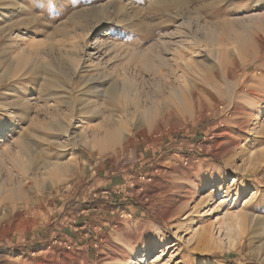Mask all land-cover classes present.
I'll return each mask as SVG.
<instances>
[{"label":"rangeland","instance_id":"rangeland-1","mask_svg":"<svg viewBox=\"0 0 264 264\" xmlns=\"http://www.w3.org/2000/svg\"><path fill=\"white\" fill-rule=\"evenodd\" d=\"M44 1L40 8L39 0H18L31 9L21 17L25 33L33 34L29 41L64 43L85 11L109 3L113 23L100 32L109 43L133 40L145 49L187 38L191 51L179 53H194L192 67L165 53L170 67L146 73L122 120L113 118L112 124L131 129L128 140L101 145V130L98 143L79 140L62 152L56 142L47 152L57 139L47 126L67 112H48L45 106L56 105L44 104L40 77L19 85L32 101L14 125L0 115V129L10 127L0 142V183L10 193L20 188L26 200L0 198V264H264V0H182L184 6L160 7L157 0ZM202 25L224 26L226 42H205ZM228 32L248 44L239 48ZM0 38L1 46L7 37ZM7 85H0V94ZM78 89L75 81L74 101ZM80 125L73 120L69 138ZM26 152L33 168L52 160L64 165V178L41 192L36 185H49L50 175L43 174L50 168L28 177L13 166L25 164ZM223 215H237L247 228L234 249L224 236L221 247L194 237ZM214 236L220 237L216 230Z\"/></svg>","mask_w":264,"mask_h":264},{"label":"bare ground","instance_id":"bare-ground-1","mask_svg":"<svg viewBox=\"0 0 264 264\" xmlns=\"http://www.w3.org/2000/svg\"><path fill=\"white\" fill-rule=\"evenodd\" d=\"M26 1H28L27 3H35V0ZM39 1H41L42 5L40 8H42L45 1ZM158 1L156 4L154 2V6L160 7L161 5L172 4L173 2L184 6V4H181L182 0ZM110 7L108 3L94 7L92 11H83V19L80 16L79 21L74 23L75 29L74 31H69L72 36L67 37L66 42L57 45L46 44L45 46L43 45L44 42L38 41L37 38L29 41V37H33V34L27 35L25 33L28 30L25 27L27 24L23 23L21 17L24 16L26 11L31 10L30 6L18 2V0H0V20L4 23L0 29V35L7 37L5 44L0 46V85L8 82L7 91L0 94V115L7 116L8 122H13L11 123L13 125L20 122L22 118H19V110H27L31 106L32 100L28 99V96L25 97V94L20 92V88L18 87L24 80H30L29 77L34 79V81L40 77L39 82L40 87H42L40 89L42 90V94H46L44 96V104L47 105L51 101L52 104L56 105L45 106L48 112L52 111V114H56V116L61 112V108L67 112L65 119L57 117L56 120L52 119V124L47 126L49 131L55 132L58 136H56V140L48 145V153L54 142L59 145L61 152L63 148L75 146L79 140L87 146H92L95 142L98 143L96 138L101 130L104 131L102 134L104 144L101 145L112 146L114 143H122L128 140L131 129L124 131L121 124L115 125L112 122L113 118L122 120L131 103L130 101L140 89V84H142L145 77L144 75L149 72L157 74L159 70L170 67L168 61L164 58L165 53L171 55L172 61L177 59L184 67L188 69L192 67L188 62H191L194 53L188 54L189 58H183L179 53L180 51H187L188 53L191 51L190 48L193 41L189 42L187 38L184 39L186 40L185 43L180 41L179 37L178 43L173 41L172 43L157 42L152 48L147 47L145 49L142 48L141 43L132 44L133 40L128 44L124 43V45L109 43L106 36L100 32L104 26L113 23L112 17L108 16ZM223 27L216 25L213 27L208 25L200 26L202 39L205 42H209V44L211 41H215L216 44L223 43L224 39L221 37L224 31ZM66 31L67 35L69 32ZM229 34V40L235 41L239 48L243 49V46L248 44L247 38L238 36V34L236 35L233 32ZM227 36L226 38H228ZM63 38L66 40V36H63ZM197 40L199 41L200 39L198 38ZM197 40H195V43L198 42ZM215 43L213 44L216 48ZM235 47L234 53L238 51V48L236 47L237 49H235ZM226 49L225 52L227 51ZM215 59L217 60V55ZM82 73L85 75H82ZM75 81H77V86L79 87L76 101H74L72 95V87ZM75 109L77 111V118H74ZM75 119L81 124V131L71 139L69 138V126ZM96 120H99V122L96 123ZM9 129L10 127H2L0 129V142H2V137L10 132ZM121 131L126 132V135L124 136ZM26 153L25 164L13 162V166L19 169L22 176L38 175L39 173L37 174V172L40 170L50 168L49 172L43 174V176L48 175V177L50 175L49 185L45 188L42 186L43 182L41 183L42 185L40 183V185H36L41 192L46 191V189H52L64 178V176L63 178H59L60 173L65 168L58 161L52 160L45 167L33 168L32 156H30L29 152ZM3 154L0 152V168L5 163ZM11 157L13 155L9 158ZM51 157L53 159L55 156L51 155ZM71 173V171H67L65 175ZM20 190V188L16 187L12 190L14 192L10 193L11 191H9L8 187L0 183V198L3 197L11 203L13 201H25L26 198ZM213 211L214 209H212L211 213ZM246 229L237 215H223L222 218H218L208 224L207 227H203L199 231L196 230L193 235L200 242L216 247L223 245L224 238L227 241L229 249H234L238 238L247 233ZM215 230L220 237L216 238L214 236ZM221 236L224 237L221 238Z\"/></svg>","mask_w":264,"mask_h":264}]
</instances>
